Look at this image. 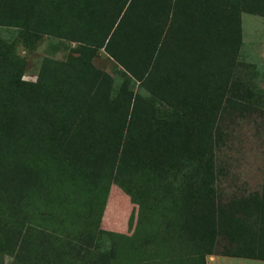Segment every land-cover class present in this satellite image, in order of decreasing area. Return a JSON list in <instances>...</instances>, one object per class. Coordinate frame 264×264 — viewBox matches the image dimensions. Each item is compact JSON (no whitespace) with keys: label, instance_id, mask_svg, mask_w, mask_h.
I'll return each mask as SVG.
<instances>
[{"label":"rangeland","instance_id":"374dc122","mask_svg":"<svg viewBox=\"0 0 264 264\" xmlns=\"http://www.w3.org/2000/svg\"><path fill=\"white\" fill-rule=\"evenodd\" d=\"M116 1L42 0L39 5L61 34L34 35L15 45L24 62L23 82L36 83L46 59L62 65L59 72L54 65V75L79 73L78 60L93 75L95 70L105 73L109 84L101 90L107 94L92 92L99 99L93 108L107 105L100 112L101 127L117 122L112 102L119 93L133 90L140 101L124 144L104 128L93 134L76 129L69 144L61 129L50 124L9 123L8 136L0 133V174L11 177L23 166L34 178L21 201L11 193L10 199L0 198V264H141L156 255L175 263L182 253L191 255V264L201 257L208 264L211 255L264 264V17L244 14L241 31L229 22L217 37L209 33L207 60L192 63L193 68L183 63L186 81L195 77L196 93L170 96L181 104L175 109L149 94L99 48L101 36L120 17L110 22L108 17L104 24ZM239 4L228 0L222 6ZM131 9L121 38L148 43L151 18L157 25L162 7L139 4L137 9L134 0ZM171 24L159 43L167 45L177 37L192 50L190 30L173 18ZM14 33L15 27H0L5 38L15 41ZM121 45V56L134 63L136 43ZM173 67L171 76H180L179 67ZM11 80L0 70V95L17 90ZM84 83L87 91L95 88L90 80ZM61 121L77 123L74 115ZM149 132V147L129 148L133 141L145 142ZM162 132H168V140L161 138ZM211 206L219 213L217 236L206 229L190 232L191 210L195 220L196 213ZM76 238L85 245L79 246Z\"/></svg>","mask_w":264,"mask_h":264},{"label":"trees","instance_id":"16d2710c","mask_svg":"<svg viewBox=\"0 0 264 264\" xmlns=\"http://www.w3.org/2000/svg\"><path fill=\"white\" fill-rule=\"evenodd\" d=\"M41 1L0 0V27L12 26L16 28V33H14L15 41L0 35V70L7 76H10L12 79L11 82H14L17 88V90L8 95H0L1 135L8 136L6 129H10L9 123L12 125L17 122L50 124L61 129L62 134L65 136V143L67 144L73 142L70 139L71 137L78 135L76 129H83L93 134L96 130L103 128L106 133L112 131L114 135H119V141L124 144L127 137L130 136L131 120L134 117V107L135 104L140 101V97L136 92L133 93V90L119 93L118 96L120 97L113 98L114 100L112 102L118 109L117 122L111 128L107 126L101 127L98 124L100 112L103 109L102 106L105 107L107 105L102 104L99 108H93V104H95L96 101L98 102L99 99H96V97L92 95V92L97 91V94H107V91H102L101 87L109 84V77L102 71L95 70L93 75V73L89 72V69H85V64L78 60V67L81 69L79 73L71 77L66 70H63L61 74L54 75L53 70L55 66L59 72V66L62 65L50 59H46L36 83L32 84L21 81L20 77L24 62L15 54L16 43L26 42L30 36H38L39 34L53 35L56 31L59 32L56 21L51 17H47L46 9L39 5ZM133 2L134 0H117L116 3L109 8L104 24L108 23V17L109 22L113 18L117 19L119 14L120 17L117 20L115 19L116 22L114 21L115 24L113 23V28H110V33L107 32L101 36L103 39L98 46L99 48L104 47L120 64L123 71L132 75L139 85L149 94L175 109L176 107H181V104H176L175 100L170 96H181V92L183 91L187 93L191 91L193 93L196 90L197 83L194 84L193 81L195 77L187 81L184 77L186 74L185 67H183V60H185V55L191 57L193 55L200 56L204 42L199 40V35L203 34L209 37L210 33L215 34L217 37L229 22H233L238 27V30H240L239 26L241 24L242 12L264 17V0H240L238 8L217 13H212L214 9L213 0H158L157 2H154V0H135L137 9L139 8V4H141V7L144 9L150 4L154 6L157 5V3L162 7V10L158 11L160 18L157 25L155 23L156 19L151 18L152 39L146 43L139 39L132 41L121 38V31L125 28L128 20H130L129 16L132 15L131 7L133 6ZM199 7H202L201 10L204 11H206L204 7H207V13L201 15L197 13V11H200L198 10ZM143 14L145 22L147 15L144 13V10ZM172 18L174 22L182 21V24L187 26V28H184L190 30L192 33L190 42L193 47L192 50L186 47V45L182 46L177 37L174 42L167 41V45H161V43H159L162 38L160 37L162 32L164 37L169 35L170 29L172 30ZM165 19H167V21ZM204 25L207 27V30ZM215 25L218 26L217 29H214ZM61 32L62 30L59 32V35ZM187 39H189V37ZM128 41L136 43L137 49L134 63L127 60L128 58L125 54L121 56V43H128ZM115 43L116 45L114 47ZM118 44L120 47L119 49ZM237 45H240V43L238 42ZM176 52L182 54V56L179 55L177 61L174 62L173 57ZM192 63L196 64V62H187L190 68H193V65H191ZM171 66L172 68H174L173 66L179 67V70L182 71L180 76H171ZM86 71H88V73ZM85 79L92 81L95 88L88 87L91 90L87 91V87L84 86ZM193 85L194 88L192 89ZM189 86L191 89H189ZM63 101L64 104H62ZM59 107L62 113L61 116H59ZM248 109L250 112L260 111L258 108L254 107H249ZM93 110L96 113H92ZM188 111L190 112L191 108ZM73 115L76 118V124L73 125L72 123H63L61 121L64 120L65 117L71 119ZM90 116H94L93 121L89 118ZM187 116L189 120L193 119L190 113L187 114ZM202 122L203 124H207L205 119H202ZM212 123L214 124V121ZM206 127L208 130V125ZM167 133H160L162 135L161 138L168 140L167 138L169 136ZM146 135L145 142L142 140L133 141V145L129 144V148L137 151L141 146L149 147L152 133L149 132ZM33 182V176L30 174L29 170L23 166L19 168L17 173L11 175V177L8 173L0 174V198L10 199L11 193L14 201H21L24 197L25 189L28 188L27 186H31ZM212 201L214 200H210L209 202ZM213 208L214 207L211 206L205 212L201 211L196 213L195 220L192 219L193 210H191V219L187 222L190 227V232L198 233V231L200 232V230L203 231V229H206L207 232H214L213 235H216L219 213ZM200 226L201 229H198ZM74 241L77 242L79 246L85 245L84 240L81 238H76ZM248 257H255V255L249 254ZM108 259L112 261V258L109 256ZM174 260H176L175 263L173 261L165 262L166 259L164 257L156 255L152 261L141 264H183V262L184 264H191V255L188 258V255L182 253V257L178 256ZM194 264H205V261L201 257V261L197 260Z\"/></svg>","mask_w":264,"mask_h":264},{"label":"crops","instance_id":"0c3cea01","mask_svg":"<svg viewBox=\"0 0 264 264\" xmlns=\"http://www.w3.org/2000/svg\"><path fill=\"white\" fill-rule=\"evenodd\" d=\"M227 1L228 0H213V2H214V9L212 10V13H217V12H223V11H227V10H230V9H233V8H229V9H227V8H223V6L224 5H227ZM223 5V6H222ZM202 9V7H199V9L198 10H200V11H197V13H199L200 15L201 14H206L207 13V7H204V9H206V11H204V10H201ZM244 14H247V13H241V20H243V15ZM186 28H187V26H185ZM204 27H205V29L207 30V27L204 25ZM215 28L214 29H217L218 28V26L217 25H215L214 26ZM186 28H184V30H187ZM239 29H240V31H241V29H242V23L240 24V26H239ZM203 34H200L199 36V40L200 41H203L204 42V46H203V49H202V47H201V54H200V56H198V55H193L192 57L191 56H189V55H185L184 56V59L185 60H183V63H187V62H196V63H201L202 64V62H205L206 60H207V53H208V51H207V40H208V37H207V35L205 36V35H203ZM185 40H186V38H185ZM184 40V41H185ZM189 41L191 42V36L189 37ZM241 43H243V41L241 40ZM183 45H187L186 43H183L182 44V46ZM240 49V47L237 49V52H238V50ZM179 55H181L182 56V54H180V53H178V52H176L175 53V56L173 57V60H174V62H176L177 61V59H178V57H179ZM175 87V86H174ZM176 93V92H175ZM212 256V257H211ZM210 257H211V259H210V262L208 263V264H239V263H232V262H228V261H225L226 259H228L227 257H222V258H220L219 256H217V255H211ZM247 264H250V263H247Z\"/></svg>","mask_w":264,"mask_h":264}]
</instances>
